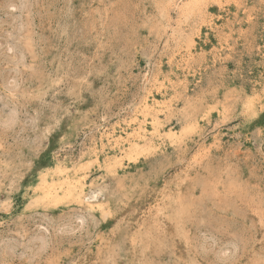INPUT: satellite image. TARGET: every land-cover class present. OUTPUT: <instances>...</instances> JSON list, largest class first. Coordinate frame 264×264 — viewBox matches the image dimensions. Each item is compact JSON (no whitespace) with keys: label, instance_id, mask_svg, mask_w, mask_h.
Here are the masks:
<instances>
[{"label":"rangeland","instance_id":"rangeland-1","mask_svg":"<svg viewBox=\"0 0 264 264\" xmlns=\"http://www.w3.org/2000/svg\"><path fill=\"white\" fill-rule=\"evenodd\" d=\"M0 264H264V0H0Z\"/></svg>","mask_w":264,"mask_h":264},{"label":"bare ground","instance_id":"bare-ground-1","mask_svg":"<svg viewBox=\"0 0 264 264\" xmlns=\"http://www.w3.org/2000/svg\"><path fill=\"white\" fill-rule=\"evenodd\" d=\"M146 110H148V107H146ZM143 130V129H142ZM141 130L139 129V132H137V133H134V134H132L131 136H129L128 138H122L121 136L118 138V139H116V138H114V137H111L112 138V141H111V143L112 144H114V146H116V147H119L120 145H122V144H124V143H130L132 140H137V139H139L140 137H141ZM113 135V134H112ZM145 138V137H144ZM109 140H110V138H109ZM108 140V141H109ZM116 162V161H115ZM119 162V161H118ZM121 164V163H120ZM85 182V181H84ZM83 182V183H84ZM82 185V184H81ZM82 186H85V185H82ZM86 187V186H85ZM83 188V187H82ZM86 189V188H85ZM83 190V189H82ZM57 193H58V189H57ZM86 197V196H85ZM85 200V199H84Z\"/></svg>","mask_w":264,"mask_h":264}]
</instances>
